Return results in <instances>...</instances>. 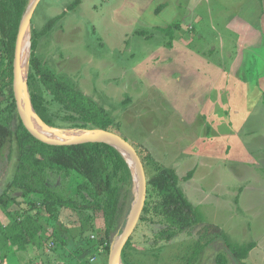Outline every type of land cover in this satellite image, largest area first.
I'll return each mask as SVG.
<instances>
[{"label":"rangeland","instance_id":"374dc122","mask_svg":"<svg viewBox=\"0 0 264 264\" xmlns=\"http://www.w3.org/2000/svg\"><path fill=\"white\" fill-rule=\"evenodd\" d=\"M148 1L41 0L32 18L31 52L35 31L38 34L35 57L39 67L55 79L68 82L110 113L115 121L113 130L131 144H140L143 149L137 148L142 155L151 156V162L145 164L148 179L159 167L173 169L180 175V188L196 209L200 223L170 242L169 245L175 247L171 250L186 252L193 239L196 240L208 227L222 230L233 246L247 245L264 232V171H261L262 179L249 183L248 186L255 189L247 190L245 209L240 203V191L246 188L247 169L239 167L240 152L237 150L224 167L233 147L229 145L224 149V145L219 144L217 149L221 150H214L209 157V170L204 168L201 172V179L205 181L202 185L204 194L199 192L198 186L190 188L189 175L205 165L203 161L197 163L205 154L203 148L193 145L194 137L200 144L212 133L207 129L208 122L200 120L198 130H193L192 135L193 132L187 131L181 122L182 116L165 100L171 91L160 85L157 50L172 47L175 39L163 29L169 17L160 18L152 13L158 12L159 0L151 1L152 4ZM22 2L27 9L31 0ZM51 22H54L53 27L42 34ZM182 41L192 42L188 38ZM27 86L32 106L43 123L64 130L77 129L74 125L82 123L78 116L54 101L49 87L32 67L31 57ZM0 90L4 92L0 95L4 97L0 103V121L12 115L11 126L15 131L21 120L15 98L10 97L13 86L0 84ZM184 101L190 104L188 100ZM210 123L212 127L214 122ZM262 125L264 128V118ZM91 129L97 128H88ZM262 138L264 142V135ZM17 159L18 145L13 140L0 154V195L15 173ZM263 159L264 154L260 160ZM127 166L133 195V174ZM82 181L77 174L70 178L51 175L49 185L62 191L67 198L75 197L81 201L77 198V189ZM34 201L35 198H24L21 193H15L7 208L0 207V242L16 221L21 222L30 214L44 228L48 238L46 247L39 250L34 244L28 245L24 251L0 258V264H108L109 254L101 245L105 237L101 213L78 207H63L51 213L39 205L35 207ZM159 229L161 227L151 223L150 218L140 219L132 235L133 250L128 251L129 261L133 264H184L171 260L172 251L167 253L166 243L157 240ZM54 240L57 242L55 247ZM159 250L164 252L157 258L155 253ZM225 250L224 240L211 241L196 264H214V255L225 253ZM4 254L1 249L0 257L4 258ZM122 262L124 264L123 259Z\"/></svg>","mask_w":264,"mask_h":264},{"label":"trees","instance_id":"16d2710c","mask_svg":"<svg viewBox=\"0 0 264 264\" xmlns=\"http://www.w3.org/2000/svg\"><path fill=\"white\" fill-rule=\"evenodd\" d=\"M25 11L26 7L22 0L0 1V84L4 86L13 84L15 42ZM53 25L54 22L48 24L42 34H46ZM166 32L172 37L171 28ZM37 38L38 34L34 31L31 65L43 83L49 87L54 101L81 120L82 123L75 124L74 128L92 127L112 131L115 121L104 107L76 90L68 82L55 79L39 67L35 57ZM3 94L4 92L0 90V95ZM10 97H14L12 92ZM12 123V115L0 121V154L10 141L15 140L18 145L16 170L0 195V207L7 208L9 202H13L14 194L21 193L24 198H35V207L39 205L51 213L63 207H78L101 213L105 224V237L101 245L108 255L112 242L124 226L133 199V183L123 156L117 149L106 144L47 145L34 138L22 122L13 131ZM112 132L119 134L114 130ZM133 146L138 151L144 166L151 162L150 155H142L138 150L137 146L142 148L141 146L138 144ZM75 174L83 178L77 189V198L81 201L76 200L75 197L67 198L62 191L49 185L51 175L70 178ZM179 181V176L173 169L159 167L148 179L147 199L141 216V221L150 218L151 223L161 227L157 233V240L166 243L164 248L167 253L172 251L171 260L196 264L201 261L211 241L222 239L226 250L225 253L214 255V264H237V262L247 264L246 260L256 247L255 244L233 246L228 242L226 234L218 227H208L201 231L184 253L182 250H171L175 247L169 245L170 242L180 234L189 233L200 223L196 209L185 197ZM47 241L44 228L33 215L29 214L21 222L16 221L3 235L0 250L3 249L5 254L4 258H0L5 259L7 254L10 256L24 251L31 244L42 250L46 247ZM131 242L132 237L122 254L124 264H133L128 258V251L133 250ZM53 245L54 247L57 245L55 240ZM162 252L164 251L159 250L155 253L157 258H160L159 254Z\"/></svg>","mask_w":264,"mask_h":264},{"label":"crops","instance_id":"0c3cea01","mask_svg":"<svg viewBox=\"0 0 264 264\" xmlns=\"http://www.w3.org/2000/svg\"><path fill=\"white\" fill-rule=\"evenodd\" d=\"M157 6L158 12L152 13L169 17L163 29L171 28L175 39L172 47L157 50L160 85L171 91L165 100L192 135L200 120L208 122L212 133L200 144L194 137L193 145L205 154L197 163L205 165L192 172L187 183L204 194L202 169L209 170V157L221 150L219 144L224 149L230 145L233 148L223 165L227 167L235 150L240 152L239 167L247 169L248 176L246 188L240 191L246 209V192L255 189L248 185L262 179L264 171V159L260 160L264 154V0H159ZM186 38L192 42L182 41ZM191 162L194 166V156ZM249 243L256 247L246 263L264 264V232Z\"/></svg>","mask_w":264,"mask_h":264},{"label":"water","instance_id":"95a60500","mask_svg":"<svg viewBox=\"0 0 264 264\" xmlns=\"http://www.w3.org/2000/svg\"><path fill=\"white\" fill-rule=\"evenodd\" d=\"M40 1L41 0H32L30 5L26 9L20 21V25H19V29H18V33L16 37V42H15L12 86H13V94H14L16 105H17V111L19 114V118L21 122L23 123V125L25 126V128L29 131V133L34 138H36L37 140L47 145L74 146V145H84V144H106V145H109L117 149L118 151H120V149H123L129 154L134 164V167H135V177L137 181V187H136L137 195H136L133 208L129 210V213L131 211L130 219L127 222V218H126L124 226L121 229V231L117 234L116 238L114 239L111 245L110 252H109L108 264H119V262L120 263L122 262V254H123L124 248L126 247L128 241L132 237L134 231L136 230V227L141 219V216H142L145 204H146L148 179H147L145 166L136 148L129 141H127L124 137H122L120 134L114 133L112 131L97 128V129H93L94 131L89 134L82 133V134L73 135L72 137L64 139V138H59V137L52 138L50 137L48 132H45V131L41 132V131L33 129L30 126V124H32L33 122H32L31 116L28 113V109L25 105L23 94H22V90L24 87V81L22 77L21 61L23 57L24 38L26 35V31L28 29L31 30L32 18H33L34 12L38 4L40 3ZM3 100H4V97H0V103ZM39 120L43 124L44 128L51 130V131L57 130V128L50 127L46 125L45 123H43V121L40 118ZM67 130L75 131V129H67Z\"/></svg>","mask_w":264,"mask_h":264},{"label":"bare ground","instance_id":"6f19581e","mask_svg":"<svg viewBox=\"0 0 264 264\" xmlns=\"http://www.w3.org/2000/svg\"><path fill=\"white\" fill-rule=\"evenodd\" d=\"M32 1V0H31ZM30 57H31V32L30 29H28L26 31V35L24 38V47H23V57H22V61H21V67H22V77H23V81H24V87L22 90V94H23V98H24V102L25 105L28 109V113L32 118V124H30V126L38 131H45L48 132L50 137L52 138H69L72 137L73 135H77V134H82V133H86L89 134L91 132H93L94 130H88V129H75V131H69V130H64V129H57L56 131H51L48 130L46 128L43 127V124L41 123V121L39 120V117L36 114V111L34 110L32 103H31V98H30V94H29V90H28V86H27V80H28V74H29V70H30ZM42 128V129H41ZM81 130V131H79ZM120 154L123 156V158L125 159V161L127 162V164L129 165L131 171L133 172V181H134V188H133V200L131 203V208H133L134 206V202L136 199V195H137V181H136V177H135V167L134 164L129 156V154L124 151L123 149H120ZM131 211L127 217V222L130 219V215ZM119 264H123L122 262Z\"/></svg>","mask_w":264,"mask_h":264}]
</instances>
